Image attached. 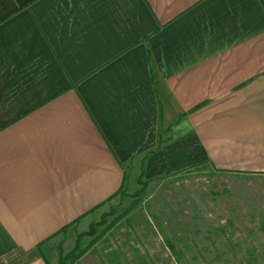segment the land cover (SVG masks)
Wrapping results in <instances>:
<instances>
[{
    "label": "crops",
    "instance_id": "crops-1",
    "mask_svg": "<svg viewBox=\"0 0 264 264\" xmlns=\"http://www.w3.org/2000/svg\"><path fill=\"white\" fill-rule=\"evenodd\" d=\"M136 163L264 175V0H0V264H52Z\"/></svg>",
    "mask_w": 264,
    "mask_h": 264
},
{
    "label": "rangeland",
    "instance_id": "rangeland-1",
    "mask_svg": "<svg viewBox=\"0 0 264 264\" xmlns=\"http://www.w3.org/2000/svg\"><path fill=\"white\" fill-rule=\"evenodd\" d=\"M140 172L136 163L113 197L62 231L52 264H264V175Z\"/></svg>",
    "mask_w": 264,
    "mask_h": 264
},
{
    "label": "trees",
    "instance_id": "trees-1",
    "mask_svg": "<svg viewBox=\"0 0 264 264\" xmlns=\"http://www.w3.org/2000/svg\"><path fill=\"white\" fill-rule=\"evenodd\" d=\"M63 230H65V229H63ZM90 234H92V232H91ZM79 238H80V237L77 238V244H78ZM168 245H169V247L173 250V246L170 245L169 243H168ZM59 264H66V263H64L63 260H60Z\"/></svg>",
    "mask_w": 264,
    "mask_h": 264
}]
</instances>
